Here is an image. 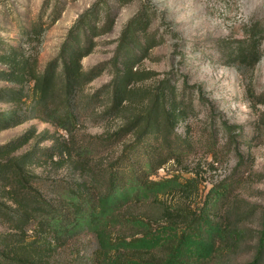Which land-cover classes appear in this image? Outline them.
Wrapping results in <instances>:
<instances>
[{"label":"rangeland","instance_id":"1","mask_svg":"<svg viewBox=\"0 0 264 264\" xmlns=\"http://www.w3.org/2000/svg\"><path fill=\"white\" fill-rule=\"evenodd\" d=\"M134 20L138 23L133 37L142 48H135L131 55L141 56L134 61L141 76L130 87L133 93L124 105L111 112L107 92L115 79L120 40ZM81 24L84 28L79 29ZM77 33L81 47L88 49L82 51L86 54L82 71L92 76L72 92L78 115L74 145L91 147L99 141L97 137L115 134L145 111L166 83L174 86L185 111L180 132L191 150L179 163L166 162L152 178L198 177L192 196L164 199L193 211L211 199L214 189L231 181L224 211L232 212L231 223L241 232V242L226 250L219 262L206 264L251 262L264 222V0H0V55L19 49L31 56L38 73L59 69L60 58ZM256 35L258 60L230 62L232 49ZM0 72H10L9 67L0 62ZM62 84L57 81L56 87ZM33 85L0 79V90L17 88L26 95L20 104L0 100V119L15 112L9 124L0 127V146L27 137L13 156L41 154L55 145L56 138H68L63 129L45 120L62 97L58 94L48 107L35 106L39 112L33 113ZM120 150L109 142L97 146L94 154L98 161L113 163ZM143 154L137 155L141 163ZM26 168L41 177L40 187L48 197L58 185L77 178L70 165H55L49 158ZM149 212L159 214L157 209ZM8 232L0 224V233ZM82 237L78 244L84 259L95 242L91 235ZM69 251L63 254V263L71 260Z\"/></svg>","mask_w":264,"mask_h":264},{"label":"trees","instance_id":"2","mask_svg":"<svg viewBox=\"0 0 264 264\" xmlns=\"http://www.w3.org/2000/svg\"><path fill=\"white\" fill-rule=\"evenodd\" d=\"M137 23V20L131 21L120 40L119 59L114 64L115 79L107 92L111 112L124 105L133 93L130 87L141 76L134 69V61L141 56L131 55L135 48H142L134 38ZM81 28H84L82 24ZM74 38L61 56L57 71L50 67L45 73H38L32 66L31 56L16 48L0 55V62L10 70L0 72L1 80L22 86L34 83L33 113L39 112L35 106L48 107L47 103L58 94L62 97L61 104L51 109L45 120L68 135V138H56L55 145L39 155L13 156L27 137L0 146V224L9 230L0 233V264H66L62 256L69 250L72 256L67 264L219 262L226 250L241 242V232L231 223L232 212L224 211L231 181L214 189L211 199L193 211L191 207L166 203L164 199L172 195L179 199L192 196L198 188V177L152 178L166 162L179 163L191 150V143L180 132L185 111L174 86L166 83L150 99L148 108L115 134L97 137L99 141L91 147L74 145L78 115L72 92L92 76L85 75L81 65V59L86 56L82 51L88 49L81 47L80 33ZM257 42L256 35L234 47L229 61L256 62ZM57 81L63 83L60 89L56 87ZM1 92L4 97L0 100L16 104L26 97L22 89ZM14 114V111L5 113L0 127L7 126ZM109 142L121 147V154L113 163L98 161L95 148ZM142 152L141 163L137 155ZM46 158L55 165L68 164L77 173L75 180L58 185L52 197L43 193L41 177L26 168ZM242 166L238 168L239 174L243 173ZM152 209H157L159 214L149 212ZM83 235H91L95 242L94 250L84 259L81 243L78 244ZM247 264H264V222L257 253Z\"/></svg>","mask_w":264,"mask_h":264}]
</instances>
